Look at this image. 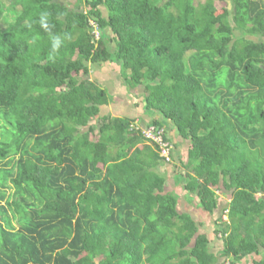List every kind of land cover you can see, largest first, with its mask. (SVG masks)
I'll return each mask as SVG.
<instances>
[{
	"label": "trees",
	"instance_id": "trees-1",
	"mask_svg": "<svg viewBox=\"0 0 264 264\" xmlns=\"http://www.w3.org/2000/svg\"><path fill=\"white\" fill-rule=\"evenodd\" d=\"M228 1L0 0V264H225L165 191L158 145L98 116L106 61L143 86L164 142L165 121L189 141L178 180L198 208L229 192L213 230L227 264H264V0ZM42 10L66 37L54 60Z\"/></svg>",
	"mask_w": 264,
	"mask_h": 264
},
{
	"label": "rangeland",
	"instance_id": "rangeland-1",
	"mask_svg": "<svg viewBox=\"0 0 264 264\" xmlns=\"http://www.w3.org/2000/svg\"><path fill=\"white\" fill-rule=\"evenodd\" d=\"M205 0H194V3L197 2H204ZM63 3L69 2L71 6L75 3V0H62ZM214 5L216 7V12L220 13L223 11L224 8L228 10L232 9V4L230 1L226 0H214ZM8 15V19L6 23H4V27H6L11 19L10 14ZM236 36L239 37V32H235ZM112 48H114V44H111ZM117 62H110L106 61L99 65H91L92 72H90L92 78L96 79L99 83L104 84L109 89V100H111V104L103 106L99 112L98 116L103 115H116V116H132L133 118H139L142 112V95H143V86H139L137 88H130L126 83L123 82L122 77L120 75V68L119 65L116 64ZM90 76V78H91ZM146 116H144L143 123H141L140 119L137 122V125L142 129H146V124L153 121L155 119V114H150L146 112ZM160 117V116H158ZM165 121V120H163ZM92 126H96V119L92 120ZM171 124V122H169ZM167 123L166 125L169 128L173 129L172 126ZM169 143L171 145V163L167 166V177L165 182V191H176L179 195L178 198V211L179 212H188L191 214L192 218L195 220L199 227V233H205L209 237L211 244L210 249L212 252L216 254L218 261L227 264V260L225 257L222 256L221 248L222 243L221 241L216 238L214 233L215 228V219L219 216L220 209L223 208L230 199L229 192H217L218 194V204L219 208L215 210L213 214L205 215L199 208H198V201L194 194H187L184 191L183 185L180 180H178L184 173V169L182 168V162L186 160L187 157V149L189 146V141L182 140L180 138L181 144L178 146L175 142L179 141L177 139V133L175 130H171ZM98 135L95 133L92 134V139H96ZM161 165L165 167V163L163 162ZM164 171V169H161ZM226 218V216H224ZM255 258H259L254 256ZM252 256L247 257L243 260L240 264H251ZM224 264V263H223Z\"/></svg>",
	"mask_w": 264,
	"mask_h": 264
},
{
	"label": "clouds",
	"instance_id": "clouds-1",
	"mask_svg": "<svg viewBox=\"0 0 264 264\" xmlns=\"http://www.w3.org/2000/svg\"><path fill=\"white\" fill-rule=\"evenodd\" d=\"M50 13L47 10H42L39 13V25L40 27L49 35L50 38V52L49 59L54 60L59 53V50L64 45L66 37H63L59 34L53 33L52 29L54 25L50 24L49 18Z\"/></svg>",
	"mask_w": 264,
	"mask_h": 264
},
{
	"label": "built area",
	"instance_id": "built-area-1",
	"mask_svg": "<svg viewBox=\"0 0 264 264\" xmlns=\"http://www.w3.org/2000/svg\"><path fill=\"white\" fill-rule=\"evenodd\" d=\"M143 133L146 138L150 139V141H152L155 145H158V151L160 156L163 157L166 162H170L172 159L171 145L163 141L162 139L163 129H157L156 127L151 125L148 126L146 129H144Z\"/></svg>",
	"mask_w": 264,
	"mask_h": 264
},
{
	"label": "crops",
	"instance_id": "crops-1",
	"mask_svg": "<svg viewBox=\"0 0 264 264\" xmlns=\"http://www.w3.org/2000/svg\"><path fill=\"white\" fill-rule=\"evenodd\" d=\"M109 104H111V103H109ZM109 104H108V105H109ZM105 106H106V105H105ZM102 107H103V106H102ZM102 107H101V108H102ZM100 110H101V109H100ZM142 112H143V113L140 115V117H139V118H136V119L133 118L132 116H129V115L127 116V117H130V118H133V119H134V123H133L132 125L137 124V122L139 121V119H140L141 123H143L142 120H144V116L147 117V115H145V114H146V111H145L144 108H143V104H142ZM112 116H116V115H112ZM124 116H126V115H124ZM150 123H151V122H150ZM167 123H168L167 121L164 122V125H165V126H164V127H165L164 129H165V131L168 132V136H170L169 134H170L171 130L174 129V127L170 124V125L172 126L173 129L169 128V126L166 125ZM147 125H149V123L146 124L145 126H147ZM137 126H138V125H137ZM174 130H175V129H174ZM170 137H171V136H170ZM180 138H181V137L177 135V139L179 140V141L175 142V144L177 145V148H178V146H180L179 144H181ZM182 140H183V139H182Z\"/></svg>",
	"mask_w": 264,
	"mask_h": 264
}]
</instances>
